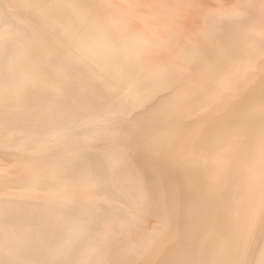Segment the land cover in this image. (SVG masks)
I'll return each instance as SVG.
<instances>
[{"label": "bare ground", "instance_id": "6f19581e", "mask_svg": "<svg viewBox=\"0 0 264 264\" xmlns=\"http://www.w3.org/2000/svg\"><path fill=\"white\" fill-rule=\"evenodd\" d=\"M0 264H264V0H0Z\"/></svg>", "mask_w": 264, "mask_h": 264}, {"label": "rangeland", "instance_id": "374dc122", "mask_svg": "<svg viewBox=\"0 0 264 264\" xmlns=\"http://www.w3.org/2000/svg\"><path fill=\"white\" fill-rule=\"evenodd\" d=\"M62 93V92H61ZM62 95H64L63 93H62Z\"/></svg>", "mask_w": 264, "mask_h": 264}]
</instances>
